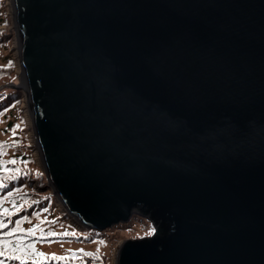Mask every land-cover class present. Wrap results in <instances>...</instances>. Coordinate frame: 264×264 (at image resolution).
<instances>
[{
    "label": "water",
    "instance_id": "water-1",
    "mask_svg": "<svg viewBox=\"0 0 264 264\" xmlns=\"http://www.w3.org/2000/svg\"><path fill=\"white\" fill-rule=\"evenodd\" d=\"M10 2L63 212L144 210L116 264H264V0Z\"/></svg>",
    "mask_w": 264,
    "mask_h": 264
},
{
    "label": "trees",
    "instance_id": "trees-1",
    "mask_svg": "<svg viewBox=\"0 0 264 264\" xmlns=\"http://www.w3.org/2000/svg\"><path fill=\"white\" fill-rule=\"evenodd\" d=\"M1 9L3 10V8L0 7V15H2ZM8 59H9L8 61L12 63V60L10 58ZM16 79L17 76L14 80ZM5 91L8 93L9 97H12L14 94H16L15 92L12 93L11 89H7ZM3 103L4 102H0V106ZM11 106L12 105H9L8 107H6V109H9ZM10 114H11L10 122L7 124L14 123V125H20L19 127L20 131L21 132L24 131L26 129V125L24 124L22 116L14 115V113L11 112ZM0 133H1L0 135L1 138L0 142H1L3 140H6L3 138L9 135L10 130L8 127H5L4 129L2 128L0 130ZM24 133L19 137L18 135H13V137L16 140L14 143L6 140L8 141V145H4L5 146L4 149L5 151L9 150V152H11L10 154L12 158L4 157L2 161H0V164L6 165L8 161L12 159H16L17 156H19L21 161L23 162L27 161V157H29V152L26 148V145H24V141H25ZM21 171L22 169H19L18 173L13 171L12 173H8L7 175L6 173H4L3 168H0V177H4V184H5V187L0 188V198L7 197V199L4 200L2 207H0V212H2L3 208H7L9 212L12 213V215L10 216L8 215L0 216V220H3V222L8 225L7 228L0 229V241H6V240L10 241L9 245L8 243L7 244L0 243V249H3L5 252V255L3 257H0V259H3L5 261V264H33L37 259L39 260L43 259L42 263L44 264H110V257L114 249V246L118 240L116 233H111L110 231H107L108 228L104 231L90 230L89 232H87L85 231L87 229L80 230L75 226V224L67 214H64L62 211L58 210V208L55 206L56 203L55 199L49 200L47 196H44V194H41L42 192L38 191L39 187L36 186L35 182H39L40 179L33 177L34 173H25ZM28 178L31 179L28 180ZM40 185L43 186V183H40ZM9 192H12L13 195L8 196ZM13 204H15V207H13ZM45 209H47V211H45ZM139 212L140 214H146V212L142 209ZM36 213H42L44 214L45 217L43 223L40 222L38 226H34L35 228L38 227L39 229H42L43 230L42 232L38 230V234H36L35 236H30L28 235L29 233L28 231L22 230L20 232H14V235L12 236L5 235V233L9 231H14V229L16 228V221L24 220L25 217L27 218L31 217ZM137 218L138 219H134V220L144 219L140 217ZM51 221H56V223L52 224ZM132 223L133 220L126 225L118 224L115 226L125 227ZM115 226L113 227L115 228ZM64 231H69V232L75 231L78 234V238L62 237L60 235L55 237L47 236V233L49 232H56L59 234V233H63ZM161 231H164L163 228L161 229ZM150 233H152V231H149V233H147L142 238H146L147 236L149 237L151 235ZM27 237L33 239L31 243L37 240L39 241V240L49 239L53 241L49 244L57 243L59 244L60 248L56 247L52 251L49 250H43V252L37 251V253H44L45 257L47 258L38 257V256L33 257L32 250L28 247L29 244H25L22 240L23 238H27ZM42 237L44 238L42 239ZM85 237L87 238L86 241L83 240V238ZM101 240L105 241V245H101L98 243ZM20 248H23L24 251L23 252L18 251L15 254L26 255L28 257L27 260L9 261L8 256L12 254V250L20 249ZM81 249H83L84 252L92 253L94 255L99 254L101 259L96 260L94 258H90L86 256H82L81 258H76V259L71 258L72 252H76L79 254V250ZM44 251L47 252L45 253ZM53 254H55L56 256H66L69 258L67 260H53L51 258Z\"/></svg>",
    "mask_w": 264,
    "mask_h": 264
},
{
    "label": "rangeland",
    "instance_id": "rangeland-1",
    "mask_svg": "<svg viewBox=\"0 0 264 264\" xmlns=\"http://www.w3.org/2000/svg\"><path fill=\"white\" fill-rule=\"evenodd\" d=\"M10 3H11L10 0H0V7L3 8V10L1 9L2 15H0V84H2L0 85V102H4L0 106V130L2 128L4 129L5 127L9 128L10 130L9 135H7L3 139H6L12 143L16 141L15 138L13 137V133L14 135H18L19 137L20 135H23V133L25 132L24 133L25 135L24 145H26V148L29 152V157H27V161L23 162L20 160L19 156H17V158L15 159L18 161L17 164L13 165L10 163H6V165L4 166H6L8 169H12L13 171H15L16 169H22L21 172L34 173L33 177L40 179L39 182L43 183V186H41L39 182H35L36 186L39 187L38 191L42 192L41 194H44V196H47L49 200L55 199L56 201L55 206L58 208V210L62 211L64 209L62 204L55 197L54 192L50 190L48 178L46 174L43 172V170L40 168V166L38 165L39 157L37 156V153L39 152L37 149L35 138L33 136V134L35 135L34 131L32 130L33 122L31 124L30 122L31 118L27 112L28 110H26V105L24 102L25 101L24 94L28 93V87L27 88L23 87L22 89L16 87L17 85H21V80L22 78L24 80V77H23L22 64L20 61L17 60V56L19 54L15 46L16 44L15 40H16L17 35H16V29H15V21L8 8V5H10ZM7 57L12 60V63L8 61L9 59ZM16 76H17V79L14 80ZM7 89H11L12 93L13 92L16 93L13 95L14 97L12 96L13 98L8 96V93L5 91ZM9 105H12V106L9 109H6V107H8ZM10 112L14 113V115L22 116L24 124L26 125V129L24 131L21 132L20 129H17L14 123L7 124L10 122V118H11ZM6 140L1 141L0 144L8 145V141ZM4 148L2 149V154H0V161H2L4 157L12 158L10 154L11 152H9V150L5 151ZM12 172H9V173H12ZM15 177H18V176H15ZM30 179L31 178H28V180ZM37 214H39V216ZM137 217L144 218V219L134 220V219H138ZM44 220H45L44 214L36 213L32 215L31 217H28L27 220L25 219L20 220L21 222L20 227L22 230L30 232L33 228H35L34 226H38V224H40V222ZM132 220H133V223L125 227L115 226V228L111 227L107 229V231H110L111 233H116L117 238H118L114 246V249L112 251L111 257H110V264L116 263L115 259L117 257V254H116L117 249H119L121 244H123L125 241L132 240V239H142V237H144L147 233H149V231H152L151 235L154 233L155 227L151 219L144 217L138 213V214H135L129 222H131ZM72 221L74 224L78 223L76 219H73ZM129 222L121 223V224L126 225ZM78 228H80V230H83L82 228L84 227L82 226ZM85 231L89 232L90 230L87 229ZM36 234H38V231ZM22 240L25 244H30L33 239L30 237H27V238H23ZM83 240L86 241L87 238H83ZM51 242L53 241L49 239H44V240L34 241L31 244L35 245L36 252L37 251L43 252V250L52 251L56 247L60 248L59 244L57 243L49 244ZM0 243H4V244L8 243L9 245L10 241L6 240ZM47 244H49L50 246ZM44 252L46 253L47 251H44ZM42 261L43 259H40V260L37 259L35 260L33 264H44L42 263Z\"/></svg>",
    "mask_w": 264,
    "mask_h": 264
},
{
    "label": "snow or ice",
    "instance_id": "snow-or-ice-1",
    "mask_svg": "<svg viewBox=\"0 0 264 264\" xmlns=\"http://www.w3.org/2000/svg\"><path fill=\"white\" fill-rule=\"evenodd\" d=\"M17 129H19L20 125H16ZM14 135V133H13ZM5 146L4 145H0V154H2V149L4 148ZM17 160L15 159H12L10 161H8V163L10 164H17ZM0 168H3V171L4 173H9V172H12L13 170L12 169H8L6 166L0 164ZM15 172H19V169H16ZM5 187V184H4V177H0V188H3ZM19 191V190H17ZM13 193L12 192H9L8 193V196H12ZM7 197H4V198H0V207H2L3 203H4V200H6ZM13 207H15V204H13ZM45 211H47V209H45ZM3 215H12V213L9 212V210L7 208H3L2 212H0V216H3ZM39 216V214H37ZM25 220H27V217H25ZM43 223V221H42ZM52 224H55L56 221H51ZM20 224L21 222L20 221H16V228L14 229V231H9L7 233H5L6 236H12L14 235V232H20L22 231L21 227H20ZM8 225L5 224L3 222V220H0V229H4V228H7ZM43 231L42 229H39L38 227L37 228H33L29 233L28 235L30 236H35L37 231ZM151 234V233H150ZM62 236V237H73V238H78V234L75 232V231H64L63 233H56V232H49L47 233V236ZM44 237H42L43 239ZM86 238V237H85ZM2 242V241H0ZM95 242V241H94ZM99 244L101 245H105V241L101 240L98 242ZM28 247L32 250V253H33V257H44V258H47L45 257V254L44 253H37L36 252V249H35V245L34 244H29ZM23 252V248H20V249H13L12 250V254L8 256V260L11 261V260H20V261H26L27 260V256L26 255H16L15 253L16 252ZM5 255V252L3 249H0V257H3ZM82 256H86V257H90V258H94L96 260H100L101 257L99 254H92V253H87V252H84L83 249L79 250V254L76 253V252H72L71 253V258L73 259H76V258H81ZM53 260H67L69 257H66V256H56L55 254L52 255L51 257ZM0 264H5V261L3 259H0Z\"/></svg>",
    "mask_w": 264,
    "mask_h": 264
},
{
    "label": "bare ground",
    "instance_id": "bare-ground-1",
    "mask_svg": "<svg viewBox=\"0 0 264 264\" xmlns=\"http://www.w3.org/2000/svg\"><path fill=\"white\" fill-rule=\"evenodd\" d=\"M15 45H17V44H15ZM21 83L23 84V86H24V84H25V81L23 82V81H21ZM25 90V89H24ZM24 98H25V105H26V110H28L27 112H28V114H29V116H30V118H31V120H30V122H31V124H32V122H33V112H32V108H31V106H30V103H29V95H28V93H25L24 94ZM33 127H32V130L34 131V133H35V135L33 134V136H34V138H35V141H36V130H35V128H34V125H32ZM38 149V148H37ZM39 152V151H38ZM37 156L39 157V163H41V165H44L43 163H42V161L40 160V154L39 153H37ZM44 172V171H43ZM45 173V172H44ZM50 190H52L51 188H50ZM135 210H136V212L137 213H139L140 214V212L137 210V208H135ZM135 214H133L132 216H131V218L134 216ZM142 216H144V217H147V218H149L148 216H146V215H144V214H141ZM150 219V218H149ZM131 220V219H130ZM129 220V221H130ZM128 221V222H129ZM154 223V222H153ZM154 227H155V231H156V224L154 223ZM107 229V228H106ZM106 229H103L102 231H104V230H106ZM143 239V238H142ZM136 240H139V239H136ZM116 255V254H115ZM116 264V263H115Z\"/></svg>",
    "mask_w": 264,
    "mask_h": 264
}]
</instances>
